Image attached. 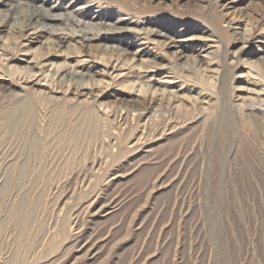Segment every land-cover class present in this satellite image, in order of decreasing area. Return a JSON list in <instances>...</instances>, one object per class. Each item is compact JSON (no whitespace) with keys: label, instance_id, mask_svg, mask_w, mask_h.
<instances>
[{"label":"rangeland","instance_id":"obj_1","mask_svg":"<svg viewBox=\"0 0 264 264\" xmlns=\"http://www.w3.org/2000/svg\"><path fill=\"white\" fill-rule=\"evenodd\" d=\"M15 6L0 32V264H264V0H15L0 15ZM51 6L56 35L28 38L27 16ZM78 8L136 22L119 60L77 41Z\"/></svg>","mask_w":264,"mask_h":264},{"label":"bare ground","instance_id":"obj_2","mask_svg":"<svg viewBox=\"0 0 264 264\" xmlns=\"http://www.w3.org/2000/svg\"><path fill=\"white\" fill-rule=\"evenodd\" d=\"M11 2H15V0H0V9L1 8H6ZM72 2V1H71ZM71 2H69L68 4L69 5H73ZM27 3V2H26ZM25 5V4H24ZM19 6H23V2H22V4H20ZM52 8L49 10V9H45V10H38V9H36V10H34V11H32L31 12V14H29L28 16H27V18H26V21L24 22L25 24H23V28L25 29V33H28L27 34V36H28V38H30V39H33L34 41L36 40V39H38L39 37V35H43V34H47V35H51V36H54V35H56L55 34V31H56V29L54 28V24H56V22H60V21H62L63 20V18H65V16H63L62 14H54V11H55V8H54V6H51ZM14 10H18V7L16 8V6H15V8H13L12 10L10 9V12H7V13H5V14H1L0 15V32L1 31H4L5 29H7V27H8V20H9V18L11 17V12H13ZM57 11V10H56ZM24 12V11H23ZM26 14V13H25ZM12 16H13V14H12ZM21 16V15H20ZM85 14H84V12H83V9L82 8H78V9H76V11L74 12V13H72V14H67V17H71V18H73L77 23H80V24H82L83 22H84V24L85 25H88L89 27H90V32H95L96 31V34L95 33H90V32H80L78 35L77 34H75V36H77V41L79 42V43H81V44H84L85 42L86 43H88V42H90V41H92V40H95V41H98L99 43H101L102 45H101V47H104V50H109V49H111L112 51H116V54L118 55V60H119V57L121 58V54L123 53V50H122V48L120 47V43H118V45L117 44H115V43H117L119 40L117 39V36H118V34L119 33H125V32H131V31H133L132 29H131V27L130 26H135L136 25V22L134 23L133 22V20H131V19H129V20H126V19H124L123 21H126V26H129L128 28H122V27H120L119 26V21H121V20H116L114 23H106V21H105V19L104 18H102L101 16H98V17H93L91 20L93 21V22H91L90 24L87 22V21H84V19L83 18H85ZM16 20V18H13V20ZM88 19V18H87ZM66 21V20H65ZM88 23V24H86V23ZM67 23V22H66ZM141 23V22H140ZM100 24V27H96V25H99ZM11 25H13V24H10V26ZM101 26H104L103 28L101 27ZM84 27V26H83ZM22 28V29H23ZM104 30V32H102L103 30ZM152 29V28H151ZM154 29V28H153ZM150 30L149 31V33L150 34H156L157 36H159V37H167L168 35H166V34H162L161 32H159V34H157V31L156 30ZM109 33H112V34H114L113 36H109V35H107V34H109ZM23 35H21V36H26V34H24V33H22ZM65 34V33H64ZM237 34L242 38V39H244V40H248L249 39V37H250V32L248 31V30H242L241 29V31H237ZM74 36V35H73ZM60 39V38H59ZM54 40H50V44H52L53 43V45L56 47V48H59V49H61V48H63V46H65L64 44H65V42L64 41H60V42H53ZM108 42L109 43H114L115 45H113V46H111V48H109L106 44H108ZM172 43H174V45H175V43L176 42H174V41H172ZM80 44V45H81ZM121 44H123V43H121ZM87 46V45H86ZM113 47V48H112ZM176 49H178L179 48V50L178 51H176L175 53H176V59H177V61L178 62H180V63H178L177 65H182V60L183 59H185V57H186V55H185V52H184V49H182L181 47L182 46H180V45H178V48H177V46H174ZM240 49H242V51L245 49V46H242ZM125 51V50H124ZM106 52V51H105ZM121 52V53H120ZM140 52V51H139ZM114 53V52H113ZM146 55H148V54H146ZM11 57V56H10ZM49 57L50 56H48V57H46L45 59H43L42 60V62L41 63H43L42 64V66L45 64V63H47L48 61H49ZM7 59V58H6ZM16 60H18V58H16L15 56L13 57H11L10 59H9V61H16ZM144 62L145 61H143V60H138V63H139V65L140 66H144ZM41 63H39V64H41ZM185 63V62H184ZM199 63H205L207 66H210V65H212V58H207V57H204V58H200V59H198V61H197V64H199ZM111 64V63H110ZM195 64V63H194ZM98 65V64H97ZM249 65V64H248ZM204 66V65H203ZM104 67L106 68V69H108V68H111V66H109V63H106L105 65H104ZM117 66H113V69L114 68H116ZM182 67H184V66H182ZM151 68H155V67H150V69ZM254 68H256V67H254ZM26 69H28V68H26ZM19 70V69H18ZM72 70V69H71ZM91 70V69H90ZM206 70L207 71H210V72H214L213 70H210V69H208V68H206ZM148 71H150V70H148ZM186 71V70H185ZM220 71V70H219ZM219 71H215L216 73L218 72L219 73ZM18 72V71H17ZM214 72V73H215ZM223 72V71H222ZM56 73L58 74V75H60V76H65V78H68V77H66V75L67 74H69V76H75V77H73V78H76V76H78L80 79H82L81 81H83V80H85L84 78H88L89 80H91L92 79V77H93V75L94 74H96L97 73V71H89V74L87 73V74H79V75H76V74H73L74 72H72V71H70L69 73L66 71V69H59V70H56ZM56 75V74H55ZM77 77V78H78ZM72 78V79H73ZM18 80V79H17ZM39 80V79H38ZM76 80H78V79H76ZM80 81V80H79ZM23 82H26V80H24ZM32 83H34L35 82V79H33L32 81H31ZM47 82V81H46ZM27 83V82H26ZM162 83H165V82H162ZM26 85V84H25ZM34 85H38V86H41L40 84H39V82H35L34 83ZM189 90V89H188ZM199 98V97H198ZM261 98H263L262 97V94L261 93H259V92H257V93H255L254 95H253V97L251 98V101H256V100H258V101H262V99ZM250 107V106H249ZM169 122V121H168Z\"/></svg>","mask_w":264,"mask_h":264}]
</instances>
